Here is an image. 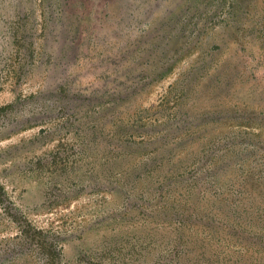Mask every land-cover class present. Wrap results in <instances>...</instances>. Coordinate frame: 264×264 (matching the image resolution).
Returning a JSON list of instances; mask_svg holds the SVG:
<instances>
[{
    "label": "rangeland",
    "instance_id": "374dc122",
    "mask_svg": "<svg viewBox=\"0 0 264 264\" xmlns=\"http://www.w3.org/2000/svg\"><path fill=\"white\" fill-rule=\"evenodd\" d=\"M264 264V0H0V264Z\"/></svg>",
    "mask_w": 264,
    "mask_h": 264
},
{
    "label": "trees",
    "instance_id": "16d2710c",
    "mask_svg": "<svg viewBox=\"0 0 264 264\" xmlns=\"http://www.w3.org/2000/svg\"><path fill=\"white\" fill-rule=\"evenodd\" d=\"M51 256H52V254L50 253V257L47 258V261L45 264H61L59 256L54 257V258Z\"/></svg>",
    "mask_w": 264,
    "mask_h": 264
}]
</instances>
